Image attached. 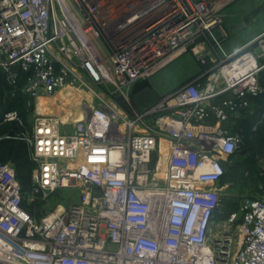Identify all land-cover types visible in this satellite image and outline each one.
<instances>
[{
  "label": "built area",
  "instance_id": "2783aa9c",
  "mask_svg": "<svg viewBox=\"0 0 264 264\" xmlns=\"http://www.w3.org/2000/svg\"><path fill=\"white\" fill-rule=\"evenodd\" d=\"M242 1L0 0V99L3 79L35 164L25 190L0 161V264H264V185L216 217L234 127L264 96V31L227 49ZM190 56L203 72L133 107L135 84Z\"/></svg>",
  "mask_w": 264,
  "mask_h": 264
},
{
  "label": "rangeland",
  "instance_id": "374dc122",
  "mask_svg": "<svg viewBox=\"0 0 264 264\" xmlns=\"http://www.w3.org/2000/svg\"><path fill=\"white\" fill-rule=\"evenodd\" d=\"M259 7H264V0H243L225 12V29L228 33L227 49L241 46L264 31V11L253 19H246L251 11ZM204 70L205 68L192 56L172 64L153 79L147 81L144 90L148 91V95L146 94V101L143 104L156 103L168 93L190 83ZM132 105L135 108V105ZM244 116H249L250 122L241 126L242 141L237 154L232 161L227 162V174L220 184L222 187V206L216 215L217 220H222L227 214L235 211L245 198L259 194L264 185V107L260 109L256 104H253L250 109L244 112ZM31 122L32 116L28 114L23 117L22 125L7 124L0 126V138L11 132L21 133L29 130ZM9 145L12 143H0V159L11 162L12 158L3 153ZM13 145L22 144L15 143ZM23 168L20 171V176L24 182H27L35 169V164L27 160ZM62 195L56 193V197L46 203V210L53 208ZM76 198L75 194L63 200L73 202Z\"/></svg>",
  "mask_w": 264,
  "mask_h": 264
},
{
  "label": "trees",
  "instance_id": "16d2710c",
  "mask_svg": "<svg viewBox=\"0 0 264 264\" xmlns=\"http://www.w3.org/2000/svg\"><path fill=\"white\" fill-rule=\"evenodd\" d=\"M204 68V67H203ZM147 83V81L144 82H139L137 84H135V86L132 88V90L129 92V96L131 98L132 104L135 105V108L138 110L143 109L144 107H148L152 104H143L146 100L145 96L146 94L148 95V91L144 90L146 87L145 84ZM116 100L119 102L120 105H124V101L123 99L120 97V95H117ZM154 104V103H153ZM253 104H256L257 107H259L260 109H262L264 107V96L261 97H256L253 98L251 100V106ZM10 109H16L18 110V112L21 114L22 117H25V115H28V111L26 110V108L24 107V104L21 102H17L15 99H12L9 95H8V87L5 84V82L3 81V79H1V99H0V113L6 111V110H10ZM249 116H244L236 125H235V129L240 131L241 126L244 123H249ZM7 124H14V125H18L17 123H6V124H0V126H4ZM18 134L19 133H15V132H11L8 133L4 136H2L0 138V143L4 142H11L12 145H9L8 147H6L3 151V153H5L6 155H8L9 157L12 158L11 162L15 164L16 169H17V175L18 178L23 186V188L25 190H28L30 188V183H31V176L32 173L30 175V178L27 182H24L23 179L20 176V171L23 170L25 162L27 160H30V156H29V152H28V148L26 143L18 138ZM22 144V145H13V144ZM24 145V147H23ZM237 154V152L231 156V158L229 160H233V158L235 157V155ZM3 162H8L6 160H1ZM31 161V160H30ZM225 168H226V174H227V163L225 164ZM226 174L224 176V178L226 177ZM223 178V179H224ZM222 179V181H223ZM221 181V183H222ZM40 206V204H34V205H27L26 203L24 204V208L26 210H28L30 213L32 214H37V216H39V213H35V210L38 209Z\"/></svg>",
  "mask_w": 264,
  "mask_h": 264
},
{
  "label": "water",
  "instance_id": "95a60500",
  "mask_svg": "<svg viewBox=\"0 0 264 264\" xmlns=\"http://www.w3.org/2000/svg\"><path fill=\"white\" fill-rule=\"evenodd\" d=\"M263 11H264V7H259L258 9L251 11L246 19H253L254 17H256L258 14H260Z\"/></svg>",
  "mask_w": 264,
  "mask_h": 264
}]
</instances>
